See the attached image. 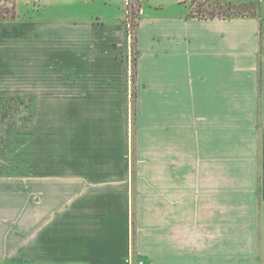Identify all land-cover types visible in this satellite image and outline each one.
I'll return each instance as SVG.
<instances>
[{"label":"crops","instance_id":"1","mask_svg":"<svg viewBox=\"0 0 264 264\" xmlns=\"http://www.w3.org/2000/svg\"><path fill=\"white\" fill-rule=\"evenodd\" d=\"M257 20L185 14L147 47L138 31L135 119L124 25L1 28L0 98L29 113L0 119V264H262Z\"/></svg>","mask_w":264,"mask_h":264},{"label":"rangeland","instance_id":"2","mask_svg":"<svg viewBox=\"0 0 264 264\" xmlns=\"http://www.w3.org/2000/svg\"><path fill=\"white\" fill-rule=\"evenodd\" d=\"M202 0H198L200 2ZM218 0H207V7L217 6ZM223 5H239L245 2H255L258 11V23L264 34V0H219ZM127 0H0V15L6 11L16 12V17L0 18L1 28H7L15 32H23L29 29L31 22L49 21L51 19H76L104 22L107 26L123 27L127 29L128 49L118 53V59L128 61V75L135 80L137 78V63L139 58L138 42L135 38L143 39L144 47L149 44V39L154 34H163L173 31L172 23L178 21L182 15L189 13L192 0H141L142 11L138 19V25L126 23ZM182 14V15H181ZM257 19V18H256ZM141 23V24H140ZM140 24V26H139ZM174 24V23H173ZM128 26L132 35H129ZM229 28V26H227ZM252 27V26H251ZM250 27V28H251ZM156 34V35H157ZM144 62L147 59L143 58ZM133 82V80H132ZM133 117L136 115L137 88L136 82L132 85ZM27 100L14 98H0V119H9L18 126H26L28 119ZM20 149L15 150L16 160H27V135L21 132ZM12 151V150H10ZM19 151V153H18ZM135 161V160H134ZM264 264V262H262Z\"/></svg>","mask_w":264,"mask_h":264},{"label":"trees","instance_id":"3","mask_svg":"<svg viewBox=\"0 0 264 264\" xmlns=\"http://www.w3.org/2000/svg\"><path fill=\"white\" fill-rule=\"evenodd\" d=\"M207 0H192V7L188 13V18H198V19H215V18H235V17H256L258 11L255 2H245L239 5H223L219 0L217 1V6L207 7ZM142 11L141 0H127L126 2V23L130 25H138V19ZM16 17V12L6 11L0 18ZM128 26L129 35H132L131 28ZM137 42V38H135ZM132 80L135 83V78L132 75Z\"/></svg>","mask_w":264,"mask_h":264}]
</instances>
